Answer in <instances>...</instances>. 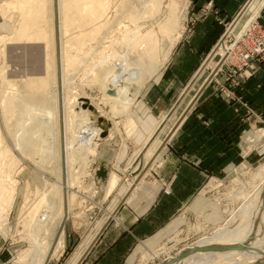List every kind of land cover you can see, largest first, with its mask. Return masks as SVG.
I'll return each mask as SVG.
<instances>
[{"label":"rangeland","instance_id":"obj_1","mask_svg":"<svg viewBox=\"0 0 264 264\" xmlns=\"http://www.w3.org/2000/svg\"><path fill=\"white\" fill-rule=\"evenodd\" d=\"M9 1L10 0H0V21H2V23L0 24V27H1L0 28V38L1 37L6 38L5 43L1 44L0 42V76H1L2 69L5 68L6 79H8V81L11 80L10 85L13 84L12 86L9 85L10 87H8L9 82L7 80L2 81V78L0 77V92L2 90H6L5 94L8 93V89H10L11 87L14 88V91H17L15 90L16 88L18 89V91H20L22 89V86H24L25 81H27V79H25L26 77L27 78L28 77L38 78L39 77V79H41L43 77L48 76V75L46 76V70L44 66L45 59H46L44 43H47V40L46 42H44V39L43 41L39 42L37 40L35 42V40L30 39L31 43L29 42L30 40H27L28 43H26L27 41L25 42L24 40H19V37H17L18 35L15 32L18 30L19 28L18 26L21 25L20 23H21L22 15L19 9H17L15 6H11V5L5 6L4 5V3H7ZM54 1L55 3L54 4L52 3L53 10H56L59 6L58 3L61 2L62 12L63 10L65 11V7H63L64 5L63 2H65L64 0H54ZM130 1H131V3L129 2L130 5L131 4L136 5L138 3L137 7L141 8L143 6V8H141L142 12H145L144 10L147 9V12L145 13H148V15L146 14L148 18L146 17V15H144L145 13H143L144 15L143 18L145 19L142 20L143 19L142 18L139 21V25L141 26L142 28L141 31L143 33H147L154 29H155L154 33L157 31V33L154 34V38L152 37L151 40H149V42H151V44H153L154 46H157L158 51H160L159 60H161L164 57V54H166L167 49L172 45V43L170 44L169 40L171 38L170 33H173L171 28L168 33L163 32V29L161 28L162 26L161 24L165 21V19L171 16V14H168V11L169 13H171V10H170L171 7L177 11L175 4L176 6L179 4V6L184 10V8L186 7L188 3V0H177V2L179 1L178 4L176 3V0L174 1L164 0L163 3L161 0H153V1L148 0L149 2L146 1L145 3H144L145 0L143 1L140 0L141 3L139 0L137 1L130 0ZM110 2L109 4L111 6V9L109 11L108 17L111 14V16L109 17L111 22L109 21L110 22L109 29L98 40L94 41L91 39L90 31H89L91 27L88 26L87 32H89V37L83 40L84 41L83 48H82V44H80L79 46V43L75 45L79 47L71 46L70 43L68 42V39L72 38V36H75V35L67 34L68 35L67 36L64 32L61 35L58 29V21L56 22V18H55L56 27L53 33V35L55 36L57 51L59 52L58 56L64 53L66 62L70 61L71 58L75 59L73 60L75 61V69L73 71H66V73H64L66 77L63 74L64 76L63 83L70 88L69 90H71V86H74L72 88H78V91L80 90L84 91L93 100V104L90 103V105L88 106V109L94 113V119L92 121L98 125H101V127H104V130H105V132L101 133L100 137L94 140L93 142L94 147L91 149L90 153L87 151L88 152L87 156H86L87 152L85 149L82 148L81 151H79L80 153L78 154V161H76L74 165L75 167L74 169L76 170V174H77V175L75 174L76 177L74 180L76 182H75V185H73L72 187L73 190H71V193L68 192V194H72V195H73V192L75 193L74 195L75 198L73 199L71 203V207L70 209L68 208L69 209L68 217L70 218L74 215V218L72 219H74L75 226L79 228L80 230H83L81 233V240L87 238V241L85 243V249H86V246L89 243H91L94 240V237L97 235L98 230L100 228V225H98V223H100L101 220L106 219L104 218L106 216H107V220H109V218L111 217V213L115 212L116 208L121 205L120 203L124 200V198L128 194V191L125 192L126 188L129 186V188L132 189L133 186L130 187V185L127 184V181L132 180L133 177L135 178L136 176H138L139 174L143 172V169L145 167L144 163H146V159H145L146 153L148 152V150L150 149L149 147L151 146L150 144L148 148L145 150L144 146L148 145V141L147 142L145 141L146 143L145 142L142 143L140 141H136L133 136L134 134L133 132H135L137 128L131 119V111L136 102L139 92L137 93L136 96L134 95L131 96L133 102L131 104L130 109L128 110V112H126L125 114H121V115H116L115 112H113V107H112L113 103L111 101H107L106 96H105L104 88H105V85L110 81V75L113 72L112 58L114 56V53L115 51H117L118 48H119L118 50L119 52H116V53H122L124 51V48L126 45L121 43L122 36L123 34H125V31L127 29H130V28L133 29L132 27L134 26V23L133 22L131 23V21H128V19H126V22L124 24H120L121 22L119 23L113 22L112 18L115 16L114 13L116 11V9L114 8L115 6L116 7L120 6L122 3H121V0H115V2L114 0H111ZM119 2L121 4H119ZM150 2L155 3V4H151ZM248 2H250L249 3L250 5L248 4ZM248 2L243 8L244 10L247 7L243 16L241 15L239 17V15L243 13V10H242L241 13H239L235 17V19L227 26L229 27L228 33H226V35L222 37V40L216 45V47L213 49L211 54L204 61L206 66H208L207 62L210 60L215 61V63H218L219 60L225 56V52L228 47L231 49L232 52H234L235 50L234 54H236V56L234 58L233 57L231 58V56L229 55L230 59L223 60V62L219 65V66H222L221 70L223 69V66H229L227 68V72H228V77L230 78L233 77L234 75H240V76L245 77L248 74H250L252 71V69L244 65L245 62H242L243 60H241L239 56L240 49L235 48V45L236 47L240 45V43L242 42V39L244 38L245 33L249 32L250 30H253V29H247V27L250 26L252 22L255 20V22H253V26H255L256 24L258 27L259 25L260 27H262L261 30H257L258 27H255V32L257 33V31H260V32L264 31L263 30L264 24H260L257 21L259 13L254 12L258 10L257 8L259 7V5H260V10H261V8L263 7L264 1L263 0H249ZM139 3L142 4V6H139ZM45 4H47L45 5L46 8L44 7L45 8L44 12L46 16L47 14L46 11L48 13L51 12V8H50L51 5L49 1L48 3H45ZM147 4H149V6ZM160 4H163L162 7H160L161 6ZM168 4L170 5V7ZM153 5L155 6L157 5V6L155 7ZM9 6L12 10H10ZM180 7H178L177 12L181 10ZM151 8L153 9V11ZM154 8L158 14L154 10ZM156 8L160 10H157ZM53 10L52 12H55ZM111 10L112 11L114 10V12H112ZM13 11H15V14ZM8 14H11L10 16L13 18H11ZM57 14H58V9H57ZM151 14H153L154 16L153 18H151L152 17ZM45 16H44L45 19H43L42 25L44 28L47 27L45 30H49V19L47 21L46 17L48 16L46 17ZM254 17L255 19L252 21ZM60 18L62 19V20H59L61 24L64 23L65 18H66V15L64 12L61 14ZM236 36H239V37L241 36L242 39L237 40L235 38ZM9 37L12 39L11 42L13 41V43L7 45V43H10ZM162 38L164 39L162 40ZM234 39H235V42H234ZM154 41L155 43H152ZM157 41H159L161 44ZM146 42L148 41L146 40ZM144 44H147V43H145L144 41ZM232 44H235V45L233 46ZM4 45L9 47V49L7 50L8 51L7 58L2 55V51L5 49ZM99 52H101L104 55V61L101 63V66H99L96 69L94 68L93 65L90 66L89 63L90 61H92L91 60L92 57L94 60L98 59L97 56H99ZM260 57H257L258 59H256L257 61L255 62V64L261 63L264 61V58L262 59ZM80 59L81 61H79ZM77 61H79V63ZM217 65L218 64L214 66L217 67ZM156 67L157 65L155 66V64H152L151 67L148 68V70L150 69L153 70ZM212 70L213 69L209 70V73L203 78L202 81H204V79L208 77V75L210 74ZM248 70L250 71L249 73H248ZM217 71L214 73V75L217 73ZM61 74H62V71H61ZM90 77H93V79ZM60 80H62L61 76H60ZM79 86L82 89L79 90ZM82 91L78 93H82ZM193 96L191 93L187 97V99L182 103V105H180V107L175 109L176 111H173V113L170 114L171 116L168 115V119L170 117L171 118L169 120L167 119L168 122L166 121L167 123L166 124L164 123L165 125L163 124L165 127L163 128V130L162 129H160L161 131L159 130L160 134L158 133L162 141L170 133L173 125H175L176 121L178 120V117H181L185 113L184 112L185 108L188 107V102L193 98ZM44 100L45 98L43 96L37 95V97H34L29 101L37 104L41 108V110H45L46 108H44V104H43ZM46 105H47L48 111L52 113L51 105L49 103L48 104L46 103ZM79 117L80 116L76 117L78 120L75 118V120L73 119L70 121H72L73 123L77 121L76 123L79 124L81 123L79 122L80 119L81 121H83L82 118L80 117L79 119ZM84 122L86 123L87 121L85 120ZM40 127L42 129V127H44L43 124H41ZM0 128L2 129V130L0 129V133L2 132L0 134V138L3 139V140L0 139L1 140L0 141L1 142L0 143L1 144L0 145V186H1L0 187V195H1L0 196V241L2 242L4 254L10 255V257H12V259L15 260V262H13L12 264H28L26 262L23 263L20 260L21 258H23V256H25L28 253V250L30 248L40 247L41 249H44L50 244L49 243L50 240L47 237L48 233H45V232L47 231L49 232L51 227H54L56 225V222L57 223L59 222L58 216H59L60 207L62 205L61 204L62 203V198H61L62 192L55 193L57 192L55 191V189L58 186V182H57L59 181L58 177L56 175H53L52 173L47 172L50 169H54L56 165L53 164L51 167V164L49 163L50 165L49 164L47 166L45 165L46 167L44 166L43 168L45 170H42V167H40L41 164L43 165V161L41 162V160H43L41 158L42 153H39L38 151L36 152V150H34L35 152L33 154V160H32L26 154L18 152V150L16 151V149L12 147V146H15V140L12 139V136L9 134V131H8L9 129L6 125V121L3 116V111H2V106H1V97H0ZM258 129L259 131L256 137H253V138L247 137L246 140L248 143H247L246 148L244 149V155L246 154L253 155L255 159L252 162H249V163L244 162L243 164L239 166L231 168L227 172V175L222 183L212 182V181L209 182L211 189L216 188L213 191L211 190L210 193L213 194V200H214V202H212V204L214 203L213 209H219L220 207V210L222 211L224 215L222 221L218 224L213 225V227L210 228L208 225L209 222L206 216L197 214L195 215V217H191L188 223L182 229L176 232L177 234L175 233L174 236L169 238L170 240L177 239L176 241L178 243H175L176 245L174 247H171L168 245L169 244L168 242L170 241L169 239L165 240L161 244L162 246L161 245L160 247L158 246L160 250L159 256L162 258V260H164V258L167 257L169 253L171 254V252L175 250L177 252L178 250L191 245L192 243L197 241L200 237L206 234H209L216 227L223 225L231 217L233 211L236 210L239 206H241V204L243 205L245 203L244 196H246L250 192L252 194L254 193L255 191L254 188L256 187L255 185L259 184L261 179L264 177V172H263L264 171L263 169L264 168V135L261 132V130L264 129V123L260 124ZM105 133L108 134L106 138H104ZM154 136H152L151 139ZM156 139L157 137L155 138V140ZM2 142H4L3 143L4 146H2ZM86 143H87L86 141L83 142L84 145H86ZM142 146H143V149L141 148ZM10 147L12 149L11 151L12 153H10V156H6V154H4L5 148H10ZM15 160L17 162L19 161V166L15 165V163L18 164L17 162H15ZM9 169H10V172L7 173ZM77 169L80 170L81 172L78 171ZM261 171H262V174H260ZM257 174L261 176L258 175L259 177H256ZM5 175L7 177H5ZM254 175H256L255 176L256 178L252 177ZM8 176H10L11 178ZM36 176L38 177L39 180H37ZM113 176L117 178L118 184H117V187L113 190L112 194H108L109 185L107 181H111ZM7 178H9L8 179L9 181L7 180ZM44 182L47 184H45ZM5 184L7 187L5 186ZM51 189L53 190L51 191ZM58 189H59V186L57 187L56 190ZM38 190H39V194H38ZM121 190L123 192L121 199L119 203H117L113 207V202L110 199L114 193H117V191L121 192ZM53 197L54 199H57V200H54ZM42 198L44 199V201ZM53 200L56 201L54 202V204L51 203ZM47 201H48V204H45L47 203ZM37 202L39 203L45 202V203L39 204ZM59 202H60V205H59ZM35 204L37 205L35 206ZM51 204L53 205L52 207H50ZM38 205L39 207L37 208ZM40 205H43V207H41ZM44 205H46V207L48 206L51 212L48 210L49 208L47 207L48 208L47 209ZM33 208H34V211L35 209L38 210V209L43 208V210L46 209L45 211L47 213L48 212L51 213V214L48 213V215L50 216V217L48 216L49 218H45L48 221H46L45 224H43L44 226L42 225L43 220H40L41 226L38 224V228L37 226L32 225L33 223H30V227L34 228L35 230L31 229L29 226L27 227V225L25 227L20 225V221L23 218V216H26V213H28V211L30 210H33ZM56 209L58 210L57 212H56ZM110 209H113V210H110ZM3 211H5V213ZM68 217H66L65 222L67 221ZM50 219L52 220V222L49 221ZM97 226H98V229L95 232V234H93ZM23 229L25 230V232H23L24 231ZM33 232H35L36 234L39 233L38 236L40 238V241L37 243H33L30 240V236L35 234ZM27 233L28 235L25 236ZM63 234H64V231H63ZM263 239L259 241L260 242L259 249L261 250L264 248ZM158 247L155 248V250L158 249ZM85 249H83L82 251H79V253L76 252L73 259L70 261V263H68V259H69L68 252L63 254V256L60 255L63 250L62 249L55 258L51 259L48 262V264H77L79 260L81 259L80 256L81 254L84 253ZM149 250L152 251L154 249H149ZM144 254L146 253L144 252ZM141 255H142V252L139 256L137 264H139L140 262ZM159 260L160 258L153 260L150 262V264H154V263L157 264ZM31 264H38V261H34ZM140 264H143V263H140Z\"/></svg>","mask_w":264,"mask_h":264},{"label":"crops","instance_id":"obj_2","mask_svg":"<svg viewBox=\"0 0 264 264\" xmlns=\"http://www.w3.org/2000/svg\"><path fill=\"white\" fill-rule=\"evenodd\" d=\"M248 1L188 0L169 56L143 84L131 111L137 128L134 139L148 141V145H143L145 150L157 140L162 141L160 129L171 118L168 115L191 93L193 96L209 70L215 68V61H208V66L204 61ZM257 21L264 24V5ZM228 67L223 66L204 87L136 188H126L125 192H130L127 200L121 202L109 220L106 216L98 223V233L80 264H137L141 252L139 264H150L158 258L160 262V245L182 229L191 217L206 216L210 228L222 221L220 207L213 209L210 192L216 188L211 189L209 182L222 183L231 168L255 159L253 155H244L246 139L256 137L260 124L264 123V61L256 63L245 77H228ZM261 132L264 135V129ZM167 185L169 193L164 191ZM122 193L117 191L111 197L113 207L119 203ZM72 218L74 215L64 224L60 254L68 252V263L76 252L85 249L87 241V238L81 240L83 230L75 226ZM97 229L98 226L93 234ZM174 253L176 250L171 252ZM13 262L10 255L4 254L0 241V264Z\"/></svg>","mask_w":264,"mask_h":264},{"label":"bare ground","instance_id":"obj_3","mask_svg":"<svg viewBox=\"0 0 264 264\" xmlns=\"http://www.w3.org/2000/svg\"><path fill=\"white\" fill-rule=\"evenodd\" d=\"M48 1L50 2V5H51L50 7L51 12H49L50 13L49 15V13L46 11L47 13L46 16H48L46 17L44 9L46 8L45 5H47L45 3H48ZM64 1L65 2H63L64 3L63 7H65V11L63 10V12L65 13L66 18H65L64 23L62 24L59 21V20H62L60 17H61V14L63 13L61 2L58 3L59 4L57 8L58 14H57V9L56 10L52 9L53 7L52 3L53 4L55 3L54 0H10L7 3H4L5 6L6 5L15 6L17 9H19L22 15L21 16L22 19L20 23L21 25L18 26L19 28L18 30L16 29L17 31L15 32L18 35L17 37H19V40H24L25 42L30 39L35 40V42L37 40L39 42L43 41V39H44V42H46L47 40V43H44L45 44V58H46L44 66L46 70V76L47 75L48 76L43 77L44 76L43 75L42 76L43 78L41 79H39V77L38 78H30V77L27 78L26 77L25 79H27V81H25L24 86H22V89L20 91H18L17 88L15 89L17 91H14V88L11 87L10 89L7 88L8 93L6 94H5L6 90H2L0 92L3 116L5 118L6 125L9 129L8 130L9 134L12 136V139L15 140V146H12V147L15 148L16 151L18 150V152L26 154L32 160H33V154L35 152L34 150H36V152L38 151L39 153H42L41 158L43 160H41V162L43 161V165L41 164L40 166L42 167V170H45L43 169L44 166L45 165L47 166L49 163L51 164V167L53 164L56 165L55 168L53 166L54 169H50L47 172L52 173L53 175H56L59 180L57 181L59 189L56 190L58 187L57 186L55 189V191L57 192L55 191L53 192L55 193L62 192V197H61L62 205L60 207V210L58 208L59 222L58 223L56 222V225L54 227H51L49 232L48 231L45 232V233H48L47 237L50 240L49 241L50 244L44 249H41L40 247L30 248L28 250V253L25 256H23V258H21L20 260L21 262L23 263L26 262L28 264H31L34 261H38V264H48V262L51 259H53L63 248V245H64L63 243V231L64 230L63 229H64V224H65L64 220L66 217L69 216V209L71 207V203L73 199L75 198L74 192H73V195L68 194V192L71 193V190H73L72 187L73 185H75V182H76L74 181L77 175L76 170L74 169L75 162L78 161V154L80 153L79 151H81V149L83 148L86 150V152L88 151L90 153L91 149L94 147V144H93L94 140L100 137L102 132H105L104 127H101V125H98L92 121L94 119V113L88 109V106L90 105V103L93 104V100L84 91L80 90L82 89L80 86H79V90L82 91V93H78L80 92L78 91V88H72L74 86H71V90H69L70 88L63 83V79L65 76L64 73H66V71H73L75 69V61H73L75 59L71 58L70 61L66 62L64 53L58 56L59 52L57 51L55 36L53 35V33L56 27L55 25V18H56V22L58 21V29L61 35L63 34V32L66 35L67 34L75 35V36H72V38H69V39L67 38L71 46L79 47L80 44H82V48H83L84 46L83 40L89 37V32H87L88 26L91 27L89 30L91 39L94 41L98 40L109 29V24L111 22L109 17L111 16V14L109 17L108 15L111 9V6L109 4L111 0H64ZM146 1L149 2L148 0H145L144 3ZM161 1L163 3L164 0H161ZM129 2L131 3L130 0H121L122 4L119 2V4L121 5L117 7L115 6L114 8L116 9L114 13L115 18L114 17L112 18L113 22L115 23L121 22L120 24H124L126 22V19H128V21H131V23L132 22L134 23V26L132 27L133 29L131 28L127 29L125 31V34H123L122 36L121 43L126 45L125 48L123 47L124 51L122 53H116V52H119L118 51L119 48H118L117 51H115L114 53V56L112 58L113 72L110 75V81L105 85V88H104L106 99L107 101H111L113 103V106H112L113 112H115L116 115H121V114H125L126 112H128L133 102L131 96L137 95L143 83L149 78H151V76L156 72L157 68L160 67V65L166 61L167 57L169 56L172 50V45H171L167 49L166 54L163 53L164 57L162 56L163 57L161 59L162 61L159 60L160 51H158L157 46H154L153 44H151V42H149V40H151L152 37L154 38V34L157 33V31L154 33V30H155L154 29L147 33H143L141 31L142 28L139 25V21L143 18V16L146 14L148 15V13H145L147 12V9L144 7L146 9L144 10L145 12L141 11V8H143L142 4H140L141 1L139 3V6H142L141 8L137 7L138 3L136 5H132V4L130 5ZM178 2L176 0L177 4ZM150 3L155 4L152 2ZM147 5L149 6V4ZM160 5H161L160 7H162L163 4H160ZM177 6L180 7L179 4ZM177 6L175 4V7L177 8V11H178ZM257 9H256L257 11H254L255 13H259L260 5ZM10 10L12 9L10 8ZM52 10L55 12H52ZM157 10H160V9H157ZM170 10H171V13H169L168 11V14H171V16L165 19L164 22L162 21L163 23L161 24L162 25L161 28L163 29V32H167V33L170 31V28L172 29L173 33H170L171 38L169 40L171 44L175 38L176 32H178L177 30L180 25L179 23L180 16H181V12L183 9L181 8V10L177 12L174 8L171 7ZM15 11H13L14 14H15ZM112 12H114V10ZM143 13L145 14L143 15ZM8 15L10 16L11 14H8ZM44 16L47 18V21L49 19V30H45L47 27L44 28L42 25L43 19H45ZM151 16H152L151 18L154 17L153 14H151ZM144 19L145 18H143L142 20ZM254 19L255 17L252 19V21ZM253 22L250 26L247 27V29H252ZM241 36L240 37L236 36L235 38L237 40H241L242 39ZM164 38H162V40ZM5 39L6 38H3V37L0 38L1 44L5 43ZM9 39H10V43L6 42L7 45L13 43V41L11 42L12 39L10 37ZM31 40L29 41L30 43H31ZM146 40L149 43L146 42ZM144 41L147 44H144ZM26 43H28V41ZM78 43H79V46H75ZM152 43H155V41ZM6 47L7 46H5V49L2 51V55L7 58V55H8L7 50L9 49V47L7 48ZM234 52H232L231 49L228 47L223 59L224 60L230 59L229 55L231 56V58L232 57L234 58L236 56ZM97 57L98 59H95V60L92 57L91 58L92 61H90L89 63L90 66L93 65L94 68L96 69L99 66H101V63L104 61V55L101 52H99V56ZM79 61H81V59ZM79 61L77 62L79 63ZM152 64H155V66L157 65V67L153 70L152 69L148 70V68L151 67ZM61 71H62V74H61ZM60 76L62 80H60ZM0 77L2 78V81H5V80L8 81V79H6V76H5V68L2 69ZM90 78L93 79V77H90ZM10 81H8L9 82L8 87L13 85V84L10 85L11 84ZM37 95L43 96L45 98L43 102L44 108H46L45 110H41V108L37 104L29 101L32 98L37 97ZM46 103L47 104L49 103L51 105L52 113L48 111ZM191 104L192 102L190 103V105ZM184 115L185 113L180 117L179 121L176 123V125L173 127V129L170 131V133L167 135L164 141L157 140L155 143H153L152 147H150V149L146 153V157H145L146 163H145L143 172L139 174L138 176H136L135 178L133 177L132 180L127 181V184H129L130 187L133 186L132 190L136 188V186L140 183L141 179L149 171L153 162L160 155L161 148L167 143V141L170 139L172 134L179 127L181 121L184 118ZM78 116H80L83 120L81 121L79 117L80 119L79 122L81 123L77 124L76 123L77 121L75 123L70 121L73 119L75 120V118ZM85 120L87 121L86 123L84 122ZM41 124H43L44 126L42 127V129L40 127ZM107 136L108 134L105 133L104 138H106ZM84 141L87 142L86 145L83 144ZM3 143L4 142H2V146H4ZM11 151H12L11 147L5 148L4 154H6V156H10V153H12ZM88 152L86 153V156ZM16 160L15 162H17ZM17 163L18 164L15 163V165L19 166V161ZM9 172H10V169L7 173ZM260 174H262V171L260 172ZM6 175L5 177H7ZM258 175L259 174H257V176L254 175L252 177L256 178V177L261 176V175L259 176ZM36 178L37 180H39L37 176ZM8 179L9 178H7V180ZM117 181H118L117 178L113 176L109 184L108 194H112L113 190L117 187V184H118ZM255 186H256L255 188L253 187L255 190L254 193L252 194L250 192L249 194L244 196L245 203L243 202L244 203L243 205L241 204V206H239L236 210L233 211L231 217L226 221L224 225L216 227L209 234H206L200 237L197 241L187 246V247H190L194 244L205 245V244H210V243H238V242L244 241L248 237V235L251 232H253L255 233L254 239L252 241V245L254 248L250 250H245V251L231 250L227 252H200V253L193 254L173 264H253V263H256L257 261H262L264 257L260 253H258L259 252L258 250H261L259 249V245H260L259 241L264 238V199H263L264 197V177L261 179L260 183ZM53 189H51V191ZM38 194H39V190H38ZM129 194L130 192L126 195L124 199H126L129 196ZM54 200H57V199H54ZM54 200L51 202L52 204L56 202ZM44 203H39V204H44ZM45 204H48V201ZM52 204L50 205V207L53 206ZM36 205L37 204H35V206ZM59 205H60V202H59ZM40 206L43 207V205H40ZM44 206L46 207V205ZM38 207L39 205L37 206V208ZM38 210L35 209V211L37 212L34 211V208L33 210H30V211L27 210L28 213H26V216H23V218L20 221V225L24 227L27 225V227L28 226L30 227V223H33L32 225H35L38 228V224L41 226L40 220H43L42 225L45 224V222L48 221L45 218L50 217L48 215V213L51 212L50 208L48 209L50 211L48 213L45 211L46 209L43 210V208L38 209ZM58 210L56 209V212ZM3 212L5 213V211ZM111 215H113V213H111ZM256 215H260V216H259V220L257 222L256 228H253L254 217ZM49 221L52 222L51 219ZM31 229H34V228H31ZM23 232H25V230ZM27 235L28 233L25 236ZM38 235L39 233L38 234L35 233L32 236H30L31 242L33 243L39 242L40 238ZM176 240L175 239L170 240L168 242L169 243L168 245L171 247H174L176 245L175 243H178ZM91 243H89L86 246L85 252L87 251ZM263 249L261 251H263ZM180 250H178L176 253H178ZM85 252L81 255L82 256L81 258H83ZM175 254L169 253V255H167L165 259L174 257ZM145 258H147L146 254H144L143 259L145 260ZM147 261L148 259H146V262ZM143 264H146V263L143 262Z\"/></svg>","mask_w":264,"mask_h":264},{"label":"water","instance_id":"obj_4","mask_svg":"<svg viewBox=\"0 0 264 264\" xmlns=\"http://www.w3.org/2000/svg\"><path fill=\"white\" fill-rule=\"evenodd\" d=\"M223 60L224 59L222 57L219 60V62L217 63L218 66L223 62ZM217 69H218V67L213 68V70L210 72L208 77L204 79L201 86L197 90L196 94L193 96V98L190 101V103L192 102V104L190 105V103H189L190 106L188 105L189 107L185 108L184 117L190 111L191 107L193 106L194 102L196 101V99L198 98V96L200 95V93L202 92L204 87L211 81V79L213 78V75L217 71ZM263 199H264V197H263ZM259 216L260 215H256L254 217L253 228H256L257 222L259 220ZM64 223H65V220H64ZM254 236H255V233L251 232L244 241L238 242V243H210V244H205V245L194 244L190 247L182 248L178 253L175 254L174 257H171L169 259H164V260L158 262L157 264H173V263L181 261V260H183V259H185V258H187L193 254L200 253V252H227V251H231V250H237V251L250 250V249L254 248L252 245V241L254 239ZM258 251H259L258 253H260L264 257V251H260V250H258ZM85 254H86V252H85ZM81 260H82V258L79 260V262L77 264H80ZM253 264H264V259L262 261H257L256 263H253Z\"/></svg>","mask_w":264,"mask_h":264},{"label":"built area","instance_id":"obj_5","mask_svg":"<svg viewBox=\"0 0 264 264\" xmlns=\"http://www.w3.org/2000/svg\"><path fill=\"white\" fill-rule=\"evenodd\" d=\"M255 27H258V26L255 24V26H253L252 28L253 30H250L249 32L245 33L244 38L242 39V42L240 43L238 47H236L235 44H232L233 46L235 45L236 49L237 48L240 49L239 56L241 60H243L242 62H245L244 65L248 66L250 69L254 68L255 62L257 61L256 59H258L257 57L262 56L260 58L262 59L264 58V31L263 32L257 31L256 33ZM228 28L229 27H227V29L225 30L224 35L228 33ZM261 28L262 27H260L259 25L257 30H261ZM234 42H235V39H234ZM221 68L222 66H219L217 70L219 71L221 70ZM249 72L250 71L248 70V73ZM164 191L166 193L170 192L169 185L164 187Z\"/></svg>","mask_w":264,"mask_h":264}]
</instances>
